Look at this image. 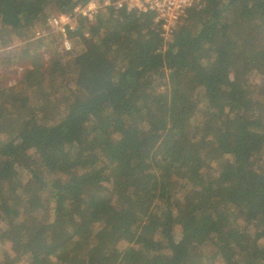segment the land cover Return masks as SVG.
<instances>
[{
    "label": "trees",
    "instance_id": "obj_1",
    "mask_svg": "<svg viewBox=\"0 0 264 264\" xmlns=\"http://www.w3.org/2000/svg\"><path fill=\"white\" fill-rule=\"evenodd\" d=\"M86 1L0 0V46ZM80 24L0 83V264H264V0Z\"/></svg>",
    "mask_w": 264,
    "mask_h": 264
},
{
    "label": "built area",
    "instance_id": "obj_2",
    "mask_svg": "<svg viewBox=\"0 0 264 264\" xmlns=\"http://www.w3.org/2000/svg\"><path fill=\"white\" fill-rule=\"evenodd\" d=\"M202 0H87L77 4L68 13L50 15L46 20V29H39L34 39L56 34L65 51L72 48V38L81 30L82 19H93L101 10H123L138 16L152 15L155 26L161 35L168 39L177 30L187 13ZM86 37L90 32L84 29Z\"/></svg>",
    "mask_w": 264,
    "mask_h": 264
},
{
    "label": "rangeland",
    "instance_id": "obj_3",
    "mask_svg": "<svg viewBox=\"0 0 264 264\" xmlns=\"http://www.w3.org/2000/svg\"><path fill=\"white\" fill-rule=\"evenodd\" d=\"M54 12H51L49 16ZM46 28L47 25L46 22H44L38 29ZM33 35L28 40H19L18 37L14 35L12 37L13 45L9 46V49L0 46L1 84L11 86L15 85L17 81L23 76L25 70L27 68L33 67L36 57H38L47 68L52 65L54 59L65 53V50L61 46L60 38L56 34H52L50 37H48V40H45L42 45L39 44L40 42L35 41ZM5 52L7 54H4ZM252 79L256 82H261L262 76L258 73H255L252 75ZM4 134L7 135L6 133ZM263 232L262 230H259L257 234L258 238L264 234ZM3 249H6L11 254L14 253L10 244L0 243V251Z\"/></svg>",
    "mask_w": 264,
    "mask_h": 264
}]
</instances>
